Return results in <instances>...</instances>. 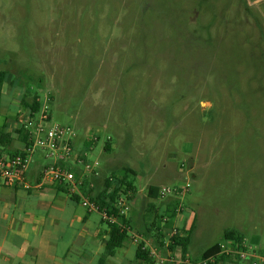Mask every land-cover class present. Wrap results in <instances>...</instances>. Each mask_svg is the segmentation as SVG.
<instances>
[{
  "label": "rangeland",
  "instance_id": "374dc122",
  "mask_svg": "<svg viewBox=\"0 0 264 264\" xmlns=\"http://www.w3.org/2000/svg\"><path fill=\"white\" fill-rule=\"evenodd\" d=\"M0 71L138 204L168 188L146 219L182 208L194 256L227 228L264 255V0H0Z\"/></svg>",
  "mask_w": 264,
  "mask_h": 264
},
{
  "label": "crops",
  "instance_id": "0c3cea01",
  "mask_svg": "<svg viewBox=\"0 0 264 264\" xmlns=\"http://www.w3.org/2000/svg\"><path fill=\"white\" fill-rule=\"evenodd\" d=\"M14 85L11 86L5 78L0 90V133L9 135L8 141L3 138V142H0V153L4 155L13 154L24 145L18 128L20 99L17 98L18 93L21 97L23 89ZM104 146L109 147L108 143ZM43 164L40 156L33 157L23 185L9 186L0 181V264H159L151 256L136 262L138 245L146 238L150 240L157 255L165 259L161 264H177L183 258L198 263L203 251L209 247L203 248L194 256L190 248V232L184 255L179 245L170 248L171 230L177 233L191 231L192 219L189 226L185 225L186 218L182 208H178L173 220L168 216H161L159 220L157 215L156 225L150 223L146 216L154 210L151 205L148 209L146 203L143 204L144 198L148 197L150 185H147L146 191L141 195V203L138 204L137 195H134L130 201V209L123 218L129 231L121 245L112 254H108L106 243L111 236V227L101 219L97 211H86L79 204L78 198H73L69 193L66 185L40 181L39 172ZM110 167L104 165L96 173L85 175L81 193L90 198L101 193L104 203L109 202L110 192L119 182L118 179L109 177L108 173L115 171L112 167L111 172H108ZM155 230L161 236L153 240L149 235L154 236ZM245 262L248 261L227 258L221 264H246Z\"/></svg>",
  "mask_w": 264,
  "mask_h": 264
},
{
  "label": "built area",
  "instance_id": "2783aa9c",
  "mask_svg": "<svg viewBox=\"0 0 264 264\" xmlns=\"http://www.w3.org/2000/svg\"><path fill=\"white\" fill-rule=\"evenodd\" d=\"M30 90H35L34 101L38 104V109L34 114H31L30 107H25L23 111L18 112V128L23 136L24 145L11 155L0 153V181L9 186L23 185L27 168L33 157L41 153L45 162L39 172L40 181L66 185L69 193L78 198L79 204L86 211H97L108 226H116L128 232L129 227L123 218L130 209V201L134 196L133 190L114 187L111 191L115 192L113 200L109 199L110 201L105 202L104 205L83 195L81 189L84 185V176L96 173L98 162L90 161L85 157L86 151L79 147V142L76 140L77 134L73 128L67 125L49 124V101L51 100L49 93L33 87H30ZM168 192V188L157 187L156 196L164 197ZM175 233L177 232L172 231V234ZM219 246L220 253L247 260L253 264H264V255L248 246L244 238L238 245L224 241ZM138 247L142 251H147L148 256L154 258L159 264L164 263L165 259L157 255L148 238ZM208 260L201 258L196 263L183 258L177 264H207Z\"/></svg>",
  "mask_w": 264,
  "mask_h": 264
},
{
  "label": "trees",
  "instance_id": "16d2710c",
  "mask_svg": "<svg viewBox=\"0 0 264 264\" xmlns=\"http://www.w3.org/2000/svg\"><path fill=\"white\" fill-rule=\"evenodd\" d=\"M6 78V73L4 71H0V90L1 86ZM23 89L22 92V97L20 99V104L24 107H30L31 109V114H34L37 109H38V104L34 101V94L35 90L31 91L30 87H33V85H20ZM38 87V86H36ZM34 88V87H33ZM35 89V88H34ZM6 138V141L9 140V135L8 134H2L0 133V142H3L1 139ZM120 183L117 184V187L120 188L122 185L121 181ZM124 184V183H123ZM156 192H157V187L155 186H149L147 195L150 198H156ZM114 191L110 193V199L113 200L114 198ZM74 196L73 198H75ZM77 198V197H76ZM93 198V197H92ZM93 199L97 200L101 205H104V198L102 197L101 193L100 195H97ZM149 232V231H148ZM190 230H187L185 233H175L173 236L170 237V245L169 247L172 248L176 245H179L181 247L182 255H184L187 252V245L189 242L190 238ZM126 231L123 229H119L116 226L111 227V236L109 240L106 243V251L108 254H112L113 250L115 248H118L121 245L122 240L126 236ZM145 235V234H144ZM148 236V235H146ZM161 234H159V231H155V238H159ZM222 239L226 241L232 242L234 245H238L240 241L243 239L241 234H239L236 230L234 229H224L222 232ZM220 242H215L211 246H209L207 249H205L202 253V258L203 259H209L207 264H221L223 260L227 258H234V259H239L236 257H231L229 255L220 253ZM148 256L147 251H142L139 247L136 250V255H135V260L136 262H139L140 260L146 259Z\"/></svg>",
  "mask_w": 264,
  "mask_h": 264
}]
</instances>
